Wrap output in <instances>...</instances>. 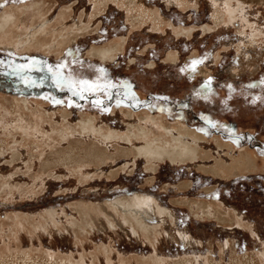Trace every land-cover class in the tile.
I'll use <instances>...</instances> for the list:
<instances>
[{
    "label": "rangeland",
    "instance_id": "374dc122",
    "mask_svg": "<svg viewBox=\"0 0 264 264\" xmlns=\"http://www.w3.org/2000/svg\"><path fill=\"white\" fill-rule=\"evenodd\" d=\"M9 11L16 43L31 35L0 44V264H264V0ZM176 125L200 134L198 159L138 153ZM122 199H144L153 228L109 209Z\"/></svg>",
    "mask_w": 264,
    "mask_h": 264
},
{
    "label": "bare ground",
    "instance_id": "6f19581e",
    "mask_svg": "<svg viewBox=\"0 0 264 264\" xmlns=\"http://www.w3.org/2000/svg\"><path fill=\"white\" fill-rule=\"evenodd\" d=\"M41 4V3H40ZM39 4V5H40ZM27 6V5H26ZM42 6V5H41ZM24 7V6H22ZM42 8V7H41ZM27 9V7H26ZM28 9L30 10H38L40 9L39 6H37L36 4H32L28 7ZM27 9V10H28ZM25 10V9H24ZM22 11V10H21ZM8 12V11H7ZM4 13V15L0 18V33H1V37H0V44L4 45L5 47L11 48L12 49V45H17L21 46L22 43H24L26 40L29 41L30 39V35L29 33H23L20 34L19 36H25L24 39L20 40L16 43V41L13 39V37H16L18 35H16L15 33H13V31L11 29H13L14 27H16V22H17V16L13 13ZM13 12V11H12ZM63 13V12H62ZM135 25V24H134ZM83 30V29H82ZM45 32V31H44ZM12 33V34H11ZM68 33V32H67ZM10 35L11 34V39H7L5 38V35ZM7 37V36H6ZM5 38V39H4ZM10 38V36H9ZM44 39V38H43ZM66 39V38H65ZM33 41V40H32ZM63 42H65L63 40ZM51 44V43H50ZM120 45V44H118ZM22 47V46H21ZM50 47V46H49ZM59 47V46H58ZM19 48V47H18ZM17 48V49H18ZM14 49V48H13ZM98 49V48H97ZM16 50V49H15ZM23 50V49H22ZM119 47L118 46H111L109 48H105V49H100V50H93V54L97 55L99 58L103 59L104 61L111 57L114 52L118 51ZM19 51V50H18ZM120 51V50H119ZM118 51V52H119ZM93 55V56H94ZM115 56V55H114ZM113 56V57H114ZM175 55H170L168 57V60L170 61H175V59L177 57H174ZM128 113V112H127ZM130 114V113H129ZM147 114L145 116L144 119H146ZM154 120V119H153ZM155 122V121H154ZM157 122V121H156ZM94 123V122H93ZM92 122H86L83 121L81 123L80 130L82 131H89L94 129V125ZM164 124V123H163ZM165 125V124H164ZM161 126V125H160ZM166 126V125H165ZM135 127V126H134ZM137 127V126H136ZM133 129V127H130ZM162 128V126H161ZM146 129V128H145ZM165 129L167 130L168 128L165 127ZM164 129V130H165ZM174 129V128H172ZM103 130V129H102ZM101 130V131H102ZM131 130V129H130ZM137 130V128H136ZM175 132L177 133L176 135L171 133V135L169 136L170 138H162L159 137L161 139H155L153 138V141L148 142L144 147L139 148L138 149V153L142 156H144L146 159H149L151 161H163L164 159H168L171 162L175 163H186L187 161H192L195 159H198L200 157V147L197 143H194V141H199L201 139L200 134L198 135V133H196L195 131H193L192 129H188L187 127L184 126H175ZM108 131V130H107ZM103 132V131H102ZM171 132V130H170ZM130 133H132L130 131ZM134 133V132H133ZM138 133L142 136V138L146 137V130L144 129H138ZM167 133V132H166ZM128 134V133H127ZM147 134H149L147 132ZM169 134V132H168ZM104 135V133H103ZM118 134H116V132H109L108 134L105 135V138H114L117 137ZM125 135V134H124ZM124 135L122 136L124 138ZM129 135V134H128ZM125 136L126 140H129V138H131L132 136L137 137L136 134H131L130 136ZM102 136V135H101ZM139 136V137H141ZM202 136V135H201ZM120 138V137H119ZM124 138V139H125ZM147 138V137H146ZM187 138H191V141H189ZM203 138V137H202ZM122 139V138H121ZM123 139V140H124ZM147 140V139H146ZM219 141V140H218ZM221 142V141H220ZM224 145V144H223ZM220 147V146H219ZM222 147V146H221ZM87 155V154H86ZM91 156H96V158H100L98 155L99 153H91L89 154ZM88 155V156H89ZM98 156V157H97ZM102 156V155H101ZM243 156L245 158L240 160L242 161V168L241 169H251L255 166L256 164V159L252 156L251 153L245 151L243 153ZM242 157V155H241ZM70 161H76L75 158L76 157H69ZM93 158V157H92ZM90 159V158H89ZM91 160V159H90ZM95 160V159H94ZM244 160V161H243ZM150 161V162H151ZM95 162V161H94ZM71 163V162H70ZM237 163V162H236ZM241 165V162H240ZM219 166V165H218ZM220 166L223 168V166L220 164ZM220 166L218 168H220ZM241 167V166H240ZM239 167V168H240ZM217 168V169H218ZM228 168V167H227ZM230 169V167H229ZM219 170V169H218ZM238 170V169H237ZM246 170V171H247ZM214 172H216L214 170ZM223 172L224 174V170L220 171ZM230 172V170H229ZM228 172V173H229ZM219 173V172H218ZM127 199V198H126ZM126 199H122V200H116L114 201L112 207H109L110 210H113L114 212H116L117 214H120V212L123 213V217L124 219L131 225H135L139 230L142 231H149L150 229L153 228V221L150 219V216H148V214L145 212L146 210V204L145 201H143L144 199H132V200H126ZM149 206V205H148ZM150 207V206H149ZM148 207V208H149ZM212 207V205L210 206ZM105 208V207H104ZM147 208V209H148ZM204 208V207H203ZM104 210V209H103ZM150 210V209H148ZM153 210V209H152ZM159 213V212H158ZM116 214V215H117ZM121 216V214H120ZM120 218V217H119ZM122 218V217H121ZM123 220V219H122ZM120 222V221H119ZM156 229V228H155ZM111 264V263H110Z\"/></svg>",
    "mask_w": 264,
    "mask_h": 264
}]
</instances>
